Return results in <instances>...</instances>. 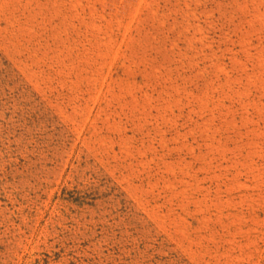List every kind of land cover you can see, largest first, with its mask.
Here are the masks:
<instances>
[{
  "label": "rangeland",
  "instance_id": "1",
  "mask_svg": "<svg viewBox=\"0 0 264 264\" xmlns=\"http://www.w3.org/2000/svg\"><path fill=\"white\" fill-rule=\"evenodd\" d=\"M0 264H264V0H0Z\"/></svg>",
  "mask_w": 264,
  "mask_h": 264
}]
</instances>
